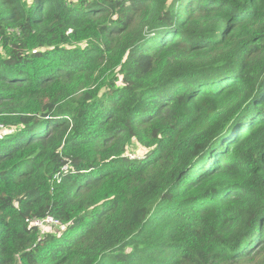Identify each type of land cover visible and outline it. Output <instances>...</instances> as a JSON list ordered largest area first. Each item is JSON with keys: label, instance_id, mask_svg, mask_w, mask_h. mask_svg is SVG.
Segmentation results:
<instances>
[{"label": "trees", "instance_id": "1", "mask_svg": "<svg viewBox=\"0 0 264 264\" xmlns=\"http://www.w3.org/2000/svg\"><path fill=\"white\" fill-rule=\"evenodd\" d=\"M0 264H264V0H0Z\"/></svg>", "mask_w": 264, "mask_h": 264}, {"label": "built area", "instance_id": "2", "mask_svg": "<svg viewBox=\"0 0 264 264\" xmlns=\"http://www.w3.org/2000/svg\"><path fill=\"white\" fill-rule=\"evenodd\" d=\"M128 156L132 160H138V159L142 158L141 155H139L138 153H130ZM58 223H59V220L55 219L52 216H48L45 219L35 220V225H37L39 227H42V226L45 227V226H47V224H58Z\"/></svg>", "mask_w": 264, "mask_h": 264}, {"label": "rangeland", "instance_id": "3", "mask_svg": "<svg viewBox=\"0 0 264 264\" xmlns=\"http://www.w3.org/2000/svg\"><path fill=\"white\" fill-rule=\"evenodd\" d=\"M139 153V152H138ZM47 230H50V231H57V229H55V228H51V227H48L47 226V228H46Z\"/></svg>", "mask_w": 264, "mask_h": 264}]
</instances>
